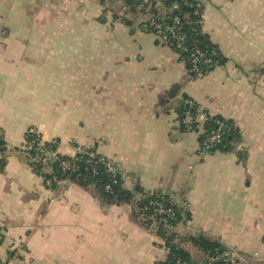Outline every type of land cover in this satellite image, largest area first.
I'll return each instance as SVG.
<instances>
[{
	"label": "crops",
	"instance_id": "0c3cea01",
	"mask_svg": "<svg viewBox=\"0 0 264 264\" xmlns=\"http://www.w3.org/2000/svg\"><path fill=\"white\" fill-rule=\"evenodd\" d=\"M120 1L0 0L1 264L166 258L130 205L105 206L70 183L47 189L16 150L28 129L58 140L66 156L94 149L126 189L187 205L180 235H201L264 264V0H199L201 30L225 61L195 80ZM181 95L201 113L231 121L239 143L200 155L197 133L179 127ZM184 247L202 262L197 248Z\"/></svg>",
	"mask_w": 264,
	"mask_h": 264
},
{
	"label": "trees",
	"instance_id": "16d2710c",
	"mask_svg": "<svg viewBox=\"0 0 264 264\" xmlns=\"http://www.w3.org/2000/svg\"><path fill=\"white\" fill-rule=\"evenodd\" d=\"M121 2L126 9L125 14L141 15L144 18L141 22L142 30L154 35V28L149 21L145 20L148 13L144 9L143 0H121ZM153 3L155 2H149V13L158 19L160 17ZM161 3L164 8L163 24H171L174 17L179 18L181 22L179 34L184 36L182 48H176V41L168 33L165 35L172 42L169 48L178 54L184 63L188 79L195 80L203 77L216 67L223 65L225 59L219 53L216 45L201 30L202 8L197 7L198 0H162ZM196 11L199 12V15L194 13ZM122 20H126V18L123 17ZM156 41L158 44L164 45L157 38ZM195 49L203 54L202 59L195 60L196 57L193 55ZM204 60H209V63H205ZM178 91L179 86H174L168 92V98L176 97ZM187 101H190L192 106L187 104ZM197 111H199L198 105L191 98L186 95L180 96L178 102L179 127L184 132L197 133L198 145L211 131L219 126L221 128V140L208 151V154L229 152L239 143L241 139L239 130L231 121L220 116L205 114V120L193 122L191 129L188 130L183 119L187 112L195 117ZM30 130L33 129H28L24 134L22 147L16 150L23 155L25 163L31 171L42 179L44 186L49 190H55L59 184H75L80 188L90 190L105 206L130 205L133 219L144 229L162 239V246L166 252V258L162 264L178 262L199 264L192 260L191 255L184 247L185 243H191L203 255L200 264H207V259L210 256L223 250L219 243L201 235L182 236L174 231L178 224L190 220V213L188 209L177 205L169 195L145 191L139 186H135L132 190L126 189L123 185L122 174L115 165L94 149H79L73 156H66L58 152V140L43 141L39 133ZM6 155V144L3 134L0 132L1 171L6 164ZM159 208L164 211L169 210L171 215L159 214Z\"/></svg>",
	"mask_w": 264,
	"mask_h": 264
},
{
	"label": "built area",
	"instance_id": "2783aa9c",
	"mask_svg": "<svg viewBox=\"0 0 264 264\" xmlns=\"http://www.w3.org/2000/svg\"><path fill=\"white\" fill-rule=\"evenodd\" d=\"M154 1L153 3L155 6L156 11L158 12V15L160 18L156 19L153 15L149 13L150 6L149 2ZM162 0H143V5L145 6L144 9L148 13L145 16V20L149 21L150 25L155 30V37L160 41V43H163L164 45H167L168 47L172 45V42L169 41V38L166 37V33L169 34V36L174 39L176 48H182V41L184 39L183 35L179 34V30L181 29V22L179 18L174 17L171 24H163V15H164V8L161 3ZM164 1V0H163ZM198 8H202L201 3L198 0L197 4ZM196 15H199V12H194ZM193 55L196 57L195 60H200L203 58V54L198 50L195 49ZM205 63H209V60H204ZM187 104L192 106V103L190 101H187ZM205 120V114L197 111V115L193 117L188 112L186 113L183 123L187 125L188 130L191 129V125L193 122H200ZM33 131V130H30ZM221 140V128L220 126L217 127L215 130L211 131L209 135L200 143L198 152L200 155L208 154V151L214 147L216 144H218ZM113 171H115L114 168H112ZM123 177V176H122ZM48 184V183H47ZM184 209L187 210V205L182 206ZM159 214H169L171 215V212L169 210L164 211L163 209L159 208L158 210ZM159 242L161 243V246L163 245V241L161 238H159ZM163 247V246H162ZM176 264H188L184 262H178ZM207 264H249L246 259H243L240 257L238 253L231 249L223 248V250L216 252L213 256H210L207 259Z\"/></svg>",
	"mask_w": 264,
	"mask_h": 264
},
{
	"label": "rangeland",
	"instance_id": "374dc122",
	"mask_svg": "<svg viewBox=\"0 0 264 264\" xmlns=\"http://www.w3.org/2000/svg\"><path fill=\"white\" fill-rule=\"evenodd\" d=\"M121 2V1H120ZM113 2L111 1V4H112ZM121 4H122V2H121ZM114 9H117V6H114ZM179 225V224H178ZM178 225L174 228V231L176 232V233H178ZM152 233V232H151ZM154 234V233H153ZM179 234V233H178ZM156 236V235H155ZM157 237V236H156ZM185 244H191V243H185ZM191 251L192 252H194V250L193 249H191ZM234 251V250H233ZM236 252V251H235ZM237 253V252H236ZM239 254V253H238ZM240 255V257H242L243 259H246V261L249 263V264H257V263H254L253 262V259H252V257L251 256H248V255H242V254H239ZM255 257V256H254Z\"/></svg>",
	"mask_w": 264,
	"mask_h": 264
}]
</instances>
